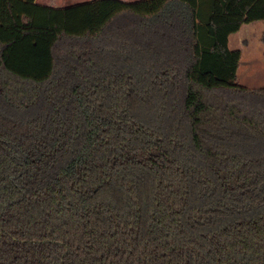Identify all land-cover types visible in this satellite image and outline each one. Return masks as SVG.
<instances>
[{"label": "trees", "instance_id": "16d2710c", "mask_svg": "<svg viewBox=\"0 0 264 264\" xmlns=\"http://www.w3.org/2000/svg\"><path fill=\"white\" fill-rule=\"evenodd\" d=\"M255 20L0 0V264H264V107L239 98L264 87L229 47Z\"/></svg>", "mask_w": 264, "mask_h": 264}, {"label": "crops", "instance_id": "0c3cea01", "mask_svg": "<svg viewBox=\"0 0 264 264\" xmlns=\"http://www.w3.org/2000/svg\"><path fill=\"white\" fill-rule=\"evenodd\" d=\"M38 3L46 4L48 6L52 7H60L68 5L69 3L74 4L81 2L82 0H63L65 1V4H62L61 2H56L60 0H46L43 2ZM62 1V0H61ZM257 24H262L264 27V20H255L249 23H244L241 28L237 31L232 33L229 36V47L231 49H241L242 50V58L240 60L239 68H238V79L239 82L249 88H260L264 87V55L263 59L260 60V64L255 63L254 59L251 60L247 52H243V45H245L248 42L247 35L251 33V29L255 28ZM264 34V29H263ZM262 34V39H263ZM247 45V44H246Z\"/></svg>", "mask_w": 264, "mask_h": 264}, {"label": "rangeland", "instance_id": "374dc122", "mask_svg": "<svg viewBox=\"0 0 264 264\" xmlns=\"http://www.w3.org/2000/svg\"><path fill=\"white\" fill-rule=\"evenodd\" d=\"M39 2H43V0H38ZM46 1V0H44ZM87 0H82L81 2H84ZM125 1H134V0H125ZM56 2H61L62 4H65V1H56ZM71 4V3H69ZM68 4V5H69ZM263 25L262 24H257L255 28L251 29V33L247 35L248 42L243 45L242 47L243 52H247L248 57L255 61V63L260 64V60L263 59L264 55V40L262 39V34H263ZM236 95H233L232 97H235ZM239 98H242L243 102L253 108V110H258V108H263L264 107V99L248 94H243L240 95Z\"/></svg>", "mask_w": 264, "mask_h": 264}]
</instances>
